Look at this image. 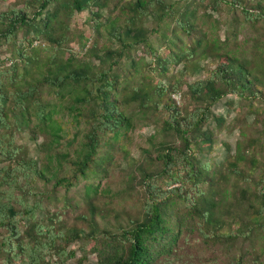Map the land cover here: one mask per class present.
I'll return each mask as SVG.
<instances>
[{"label": "trees", "instance_id": "1", "mask_svg": "<svg viewBox=\"0 0 264 264\" xmlns=\"http://www.w3.org/2000/svg\"><path fill=\"white\" fill-rule=\"evenodd\" d=\"M107 1L27 0L21 8L0 12V46L14 48L9 66L0 62V263L55 264L45 259L46 250L55 249L61 262L74 256L73 251L65 253L70 243L90 240L96 245L92 248L95 264H156L172 257L178 241L194 232L212 243H230L238 236L250 238L256 233L259 246L240 253L236 262L245 256L264 257V162L254 175L259 163L247 151L251 140L236 142L227 173L218 179L211 165L196 157L202 149L211 151L213 139L207 124L219 100L235 95L250 107L255 103L264 106L261 45L255 42V50L248 53L226 38L219 47L197 29L193 12L183 10L174 17L162 0H134L133 4L119 0L117 16L104 27L107 37L101 35L108 45L95 42L87 50L95 62L63 51L66 21L88 10L100 34V11ZM214 2L238 9L243 21L262 24L264 29V0ZM149 15L157 21L173 17L189 40L185 47L172 44L175 49L168 47L165 58L157 57L163 78L167 62L178 65L198 55L215 64L206 79L184 84L183 96L194 103L190 111L178 108L170 98L179 90L178 81L151 84L148 75H139L140 62L134 59L122 68L126 55L137 46L152 52L141 24ZM20 31L24 36L16 45ZM38 41L51 45L43 59H39L40 48L34 47ZM113 43L116 48H111ZM40 89L51 98L43 99ZM138 114L158 116L163 138L143 149L145 158L130 169V182L145 194L141 216L123 212L124 223L118 221V214L110 224L96 202L97 182L107 176L114 156L124 151L122 140L134 128ZM257 117L260 137L254 140L264 156V115ZM214 122L223 125L220 118ZM23 126L33 140L42 136L39 158H27L14 144V132ZM78 180L83 181L86 213L77 219L86 232L64 234L52 224L45 225V217L39 221L38 213L45 211L42 205L56 200V189L74 187ZM230 180L236 182L231 190ZM238 182L250 186L240 187ZM65 194L61 201L71 205ZM230 197L239 207L233 215L227 209ZM226 213L228 224L223 217ZM97 217L108 224L101 227ZM226 225L235 228L223 234L220 231Z\"/></svg>", "mask_w": 264, "mask_h": 264}, {"label": "rangeland", "instance_id": "2", "mask_svg": "<svg viewBox=\"0 0 264 264\" xmlns=\"http://www.w3.org/2000/svg\"><path fill=\"white\" fill-rule=\"evenodd\" d=\"M27 0H2L0 1V12H5L22 7V2ZM129 1L133 4L134 0ZM164 5L170 8L167 12H172L176 17L178 13L185 10L186 12H193V22L197 29L200 30L208 41H211L216 46H223L225 39L228 42L236 43L237 46L248 53L253 52L255 42H259L260 49L264 50V36L263 25H251L242 20L238 9L231 10L229 5L221 2H214V0H162ZM119 0H108L105 7L100 11V22L102 27L99 28L100 34L94 30L91 16L88 10L81 13H75L68 21H66V41L62 45V50L72 52L78 59H83L95 62L94 58L88 56V48L93 43H98V46L107 44V37L104 33V27L108 20L115 18L118 14L117 7L120 5ZM96 11V9H93ZM122 17H126V15ZM173 18V17H172ZM163 17L161 21H157L154 15L146 16L141 21L142 27L147 31L148 41L150 43L152 52L137 46L126 55L122 61V68H125L130 59L139 61V75H148L151 84L156 81H169L171 83L178 81L179 90L177 93L171 95V99L175 102L178 108L183 111H190L194 108V103L189 98L184 97L185 85L196 80H204L207 78L208 71L212 70L215 64L211 63L209 59L193 57L190 61L183 60L180 64L174 65L172 62L166 64V79L161 76V66L157 63V57L165 58L168 54V47L175 49V46H187L188 38L183 36L179 30L174 19ZM118 24H122L119 20ZM103 35V36H101ZM24 34L18 32L17 43H21ZM101 36V37H100ZM49 44L38 41L34 47L40 48L39 59L45 58L50 51ZM111 48H116L113 43ZM13 46L3 44L0 46V62L4 63V67L9 66V60L12 57ZM128 56V57H127ZM101 65V68H106ZM34 76V72H31ZM43 99L51 98L45 95V90L40 89ZM264 106L255 103L252 107L244 101L238 99L235 95H227L219 100L212 108V119L207 124L208 131L212 134L213 144L211 151L202 149L197 152L196 157L201 163H209L211 165L210 171H216L215 178L219 175L227 173V162L232 161L231 157L234 154L235 145L238 141H243L249 138L250 155L258 161L256 165L258 169H254V175L260 172V163L264 162V156L260 149L256 147L255 138L259 136L260 125L255 123V120L260 121L257 117L263 116ZM159 117L151 114L137 115L134 121V128L126 134L122 140L123 152H118L111 163L110 169L106 177L98 181V194L96 195V202L102 209L104 214H107V221L110 224L116 222L114 215H119L118 221L124 223V213L132 217L141 216V207L145 200L143 189L138 187L134 182H130V169L138 162L145 158L142 153L143 149L149 148L150 143H155L163 138V131ZM214 118H220L223 125L218 127L214 122ZM71 132L72 130L69 129ZM244 134V137L241 136ZM42 136L31 138L28 128L25 126L21 130L14 132V144L20 146L27 158H39L41 153L38 145L42 142ZM245 141V140H244ZM246 142V141H245ZM256 147V148H255ZM255 148V150H254ZM249 154L247 156H250ZM245 169L247 164L243 165ZM219 182V180H218ZM159 183V182H158ZM221 183V182H220ZM234 182L229 181L228 188L231 190ZM83 181L78 180L77 185L69 189L57 188L54 192L56 198L52 202L43 204L44 212L38 213L37 218L41 221L45 217L44 224H52L54 229L60 230L61 233L69 234L73 230L79 231L85 229L84 223L77 219V216L84 214L86 205L82 199ZM175 186V185H174ZM240 187H249V184L238 182ZM40 188L41 184H37ZM170 186L169 188H171ZM165 189V185L162 186ZM70 198L71 205L65 206L63 200L64 193ZM103 207V204H105ZM227 209L233 215L239 211V207L235 206L232 197L229 198ZM122 213V214H121ZM43 215V217H42ZM223 216V215H222ZM228 224L230 222V215L226 213L223 216ZM100 226L107 225V222L101 223V218H96ZM235 226L228 227L227 225L221 229V233L226 234ZM86 232L85 230H83ZM81 232V231H80ZM81 232V236H84ZM61 244L60 239L56 240ZM260 238L256 233H253L250 238L245 236H238L230 243L223 241L209 242L203 240L196 232L191 235H184L177 243V249L170 258L159 259L156 264H264V257L260 256L258 260L252 256H245L241 263L236 262L238 255L250 250V248H257L259 246ZM95 244L90 240L74 241L65 249V253L73 251L74 256L67 257L63 261H58L55 249L46 250L45 259L48 262L55 264H95V254L92 248ZM2 264V263H0ZM17 264V263H14Z\"/></svg>", "mask_w": 264, "mask_h": 264}]
</instances>
